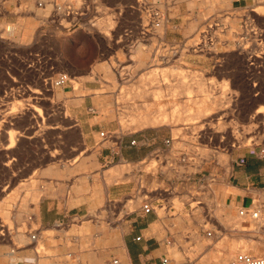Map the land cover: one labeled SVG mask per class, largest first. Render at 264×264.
Instances as JSON below:
<instances>
[{
	"label": "crops",
	"instance_id": "0c3cea01",
	"mask_svg": "<svg viewBox=\"0 0 264 264\" xmlns=\"http://www.w3.org/2000/svg\"><path fill=\"white\" fill-rule=\"evenodd\" d=\"M155 2L164 22L158 29L144 32L147 11ZM179 2L0 0V24L5 26L0 31L6 33L0 35V43L10 49L19 39L25 55L42 51L53 79L63 73L69 76L62 86L68 98V129L80 134L79 144L96 157L92 166H99L101 172L129 166L109 184L104 174L99 183H77L74 188L63 178L53 182L29 218L35 238L24 234L17 244L2 239L0 264H162L164 257L168 264H225L242 244H253V254L262 251L264 218L257 229L247 220L234 221L241 208L264 209L262 146L222 148L197 169L187 170L190 161L172 147L171 136L158 133L157 128L168 125L123 134L105 121L108 98L97 95L102 86L97 73L113 70V63L122 69L125 63L132 67L147 64L138 69L146 70L142 73L154 70L149 68L155 65L159 51L162 63L158 64L170 66L171 57L181 56L184 40L191 34L188 28H178ZM252 2L231 0L230 7L242 9ZM56 3L78 9L77 15L65 9L56 11ZM211 54L185 53L184 58L207 70L213 61V56H207ZM92 73H96L94 79ZM73 81L78 83L77 91ZM219 153L227 160H218ZM152 156L161 157L162 172L141 169ZM146 203L152 207L149 212L142 208ZM40 245L41 251L37 250Z\"/></svg>",
	"mask_w": 264,
	"mask_h": 264
},
{
	"label": "rangeland",
	"instance_id": "374dc122",
	"mask_svg": "<svg viewBox=\"0 0 264 264\" xmlns=\"http://www.w3.org/2000/svg\"><path fill=\"white\" fill-rule=\"evenodd\" d=\"M260 1L253 0L246 8L232 9L231 0H180V18L176 19L181 22L178 28L185 31L190 25L193 28L192 33L184 40L186 44L181 47V56L171 57L170 66L158 64L162 61V52L159 51L156 52L155 65L149 68H155L154 70L142 73L146 70L138 69L147 68V64L132 67L125 63L122 69L118 68L117 63H113V70L97 73V79L102 83L97 95L108 98L103 111L105 121L112 126V130L119 133L122 130L123 134L134 132L135 128H125L123 125L126 121L118 117L126 115L131 118L143 114L142 110H128L124 106L129 102L138 104L146 101L150 104L148 112L157 111L162 105L166 113L170 114L172 111L173 115L175 109L172 117H180L177 125L174 126V119L173 123L157 130L163 136L170 135L173 139L172 147L190 161L187 170L197 169L210 160V156L202 155L203 148L208 149L212 155L215 151L235 145L255 144L264 148V4ZM229 25L234 27L233 31ZM244 25L249 27L245 28ZM2 27L0 24V29ZM0 35L5 37L6 33L0 31ZM14 42L16 46L10 49L0 43V242L10 238L12 244H17L21 242L18 240V232L28 236L36 234L34 223L29 218L39 198L51 188L53 182L58 183L63 178V182L70 185V188H74L77 183H99L105 170L101 172L99 166H92L96 157L83 144H79L80 134L68 129L70 122L68 118L65 119L64 114L65 109L68 111V98L63 94L62 86L49 84L48 79H53V73L47 70L48 62L44 60L42 51L35 50L33 54L25 55L19 39ZM185 53H212L207 55L213 56L212 64H207V70L194 67L184 58ZM185 71L201 75L208 84L206 86L209 91H202L200 96H196L204 99V102L198 103L200 109L211 108L205 114L200 112V117L194 119L198 120L197 126L201 124L200 128H184L189 126L187 117L198 115H188L189 111H184V105L190 110L192 107L186 103L185 90H169L160 86L170 73L175 75L173 80L170 79L171 82H176L175 78L179 75L184 79ZM117 72L123 77L128 76L127 74H142L138 79H130L129 75L130 80L126 81L119 80ZM95 76L96 73L91 74V78L94 79ZM224 83L227 84L225 96L221 93ZM72 85L77 91L78 83L73 81ZM156 85L161 87L156 89L161 95L152 97L149 93ZM31 90H39L40 93L32 94ZM172 90L176 94L170 95ZM140 91L148 93L136 96ZM191 94L196 95L194 92ZM33 95L38 96V99L32 98ZM213 96L220 104H210L208 100ZM33 104L40 107V115L33 110ZM258 109L261 111L257 112ZM218 125L222 128L213 133V130L219 129ZM176 127L183 129L176 134ZM9 132L13 133L15 143L11 148L5 149L9 142ZM241 133L247 139L236 141L234 136ZM160 161L161 157L156 160L152 156L149 162L142 164L141 169L152 174L162 172ZM172 167H175V163ZM260 217L259 213L256 219ZM236 219L238 224L247 220L252 228H258V224H254L256 219L253 220L250 215L243 218L239 215ZM38 240L37 235V242ZM37 250H43L42 246H37ZM252 250L254 248L246 244L237 249L239 252L264 257V248L257 254H253L255 252ZM233 256L234 254L225 264Z\"/></svg>",
	"mask_w": 264,
	"mask_h": 264
},
{
	"label": "bare ground",
	"instance_id": "6f19581e",
	"mask_svg": "<svg viewBox=\"0 0 264 264\" xmlns=\"http://www.w3.org/2000/svg\"><path fill=\"white\" fill-rule=\"evenodd\" d=\"M262 4H264V0H261L260 1ZM57 4V3H56ZM195 24V23H194ZM248 25V24H247ZM195 26H196V24H195ZM250 26H251V24H250ZM5 27V26H4ZM3 27V28H4ZM229 27H230V30L231 31H233L234 30V27H232L231 25H229ZM244 27H245V25H244ZM247 27V26H246ZM245 27V28H246ZM249 27V26H248ZM247 27V28H248ZM192 28H193V25H190L189 26V28H188V31L190 32V33H192ZM7 29V28H6ZM196 29V28H195ZM11 30V29H10ZM10 30H9V32H10ZM244 30V29H243ZM16 31V30H15ZM247 32H248V30H247ZM244 33V32H243ZM249 33V32H248ZM4 36V35H3ZM250 37V36H249ZM248 37V38H249ZM252 37V36H251ZM4 38V37H3ZM205 42V41H204ZM204 46V45H203ZM259 57V56H258ZM263 59V58H262ZM142 60V59H141ZM256 60V59H255ZM103 67V66H102ZM104 69V68H103ZM104 71H106V73H107V70H104ZM105 73V74H106ZM180 73V72H179ZM185 75L183 76V78L185 79H187V80H184V79H181V75H179V76H176V78H175V81L176 82H171L170 81V79L171 80H173L174 79V76L172 75V73H170V75H168L167 76V79L165 80V81H162V85L164 86L163 88L164 89H169V90H171V89H174V88H178V90H185V97L187 98V100H186V103L187 104H191V110L189 109V108H186V105H184V111H189L188 112V115L190 114H198V115H195V116H190V117H187L186 118V120H188V124H189V126H185L184 128L186 129V128H192V129H195V127H201L200 125H196V123L198 122V120H194V119H198V117H200V114L201 113H203V114H205L206 113V111H208V110H210L211 108L210 107H207V108H205V109H200L199 108V104L198 103H200V102H204V99H201V98H198V97H196V96H200V93L202 92V91H204V92H206V91H209L208 90V86H206V85H208V84H206L205 82H204V80L202 79V77H201V75H198V74H196L195 72H187L186 73V71H185V73H184ZM116 75H117V78L118 79H122L120 76L122 75V74H120V73H116ZM183 75V74H182ZM107 76V75H106ZM131 76V75H130ZM110 77V76H109ZM108 77V78H109ZM131 78H133V76H131L130 77V79ZM161 78H162V76H161ZM164 78V77H163ZM130 79H128V81L130 80ZM162 80V79H161ZM227 84H228V82H227ZM226 83H224L222 86H221V93L223 92V96H225L226 95V93H225V90H226V87H225V85H227ZM153 85V84H152ZM161 89V87L160 86H158V85H156L155 87H154V89L152 90V92L151 93H149V94H151V96L153 97V96H158V95H161V92L160 91H158V90H156V89ZM228 88V87H227ZM30 89H32V88H30ZM146 89V88H145ZM191 89V90H190ZM180 90V91H181ZM31 92H32V94H37V93H40V91L38 90H31ZM191 92H194L196 95H194V94H191ZM220 92V91H219ZM148 93V92H147ZM147 93H146V91H140V94H139V92H137V95L136 96H140V95H143V94H146L147 95ZM217 93V92H216ZM174 94H176V93H174V91L172 90V91H170V95H174ZM221 95V96H222ZM38 96H36V95H33V97L32 98H35V99H38L37 98ZM153 101H156L154 98H153ZM207 101V100H206ZM208 101H210V104H216V105H218V104H220V101L218 100V99H216V97H210V100H208ZM138 102V101H137ZM142 102V101H141ZM222 102V101H221ZM174 103V102H173ZM222 104V103H221ZM148 105H150L149 103H147L146 101L145 102H142V103H130L129 102V104H127V106H125V107H128V108H130L131 110H142V111H144V113L143 114H141V115H134V116H131V118H127V119H124L123 117H121V119H123L124 121H126V123H125V125H123L125 128H135V129H139V128H144V127H149V126H157V125H169V123H173L174 122V119H176V121L174 122L175 124H174V126L175 125H177L178 124V120L180 119V117L179 116H176L175 118L174 117H172L173 115H174V112H175V109H173L174 111H173V115L171 114L172 113V111H171V113L169 114V113H166L164 110H163V108H162V105H160L159 107H158V110L157 111H153L152 113L151 112H148L149 110H148V108H149V106ZM123 106V105H122ZM32 108H33V110H35V111H37L38 112V115H40V107L37 105V104H33V106H32ZM177 109V108H176ZM203 110H204V112H203ZM257 112H260L261 110H256ZM68 111H66V109L64 110V114H65V116H66V118L65 119H70V115H69V113H67ZM201 112V113H200ZM179 113V112H178ZM258 114V113H257ZM256 114V115H257ZM260 115V114H259ZM261 118V117H260ZM264 118V117H263ZM258 119V118H257ZM203 120V119H202ZM208 120V119H207ZM260 120V119H259ZM263 120V119H262ZM71 121V120H70ZM209 121V120H208ZM261 122V121H260ZM122 123V122H121ZM253 126H254V123H253ZM252 126V127H253ZM218 128L219 129H215V131L213 130V133L214 132H217V131H219L220 130V128H222V127H220V125H218ZM175 129V133L177 134V132L180 130V129H183V128H174ZM249 129V128H248ZM251 129V128H250ZM241 130V129H240ZM250 131V130H249ZM195 132V131H194ZM235 134H237V133H235ZM217 135V134H216ZM215 135V136H216ZM234 135V134H233ZM7 136V135H6ZM250 136H251V134H250ZM253 136V135H252ZM261 136V135H260ZM178 137V136H177ZM176 137V138H177ZM8 138H9V142L6 144V146H5V149H8V148H11L12 146H13V143H15L14 141H13V139H14V137H13V133H11V132H9L8 133ZM252 137H250V139H251ZM254 138V137H253ZM234 139L236 140V141H239L240 142V140H244V139H247V137H245L244 136V134L243 133H241V135H235L234 136ZM252 140V139H251ZM249 142V141H248ZM201 152H202V155H206V156H210V157H213V155L210 153V151L208 150V149H205V148H203L202 150H201ZM201 152H200V154H201ZM14 154V153H13ZM11 158V157H10ZM217 158H218V160H220V161H226L227 160V156L226 155H223V154H218V156H217ZM15 161V160H14ZM124 169H126L124 166H114V167H112V168H110L107 172H105L104 174H105V179H106V183L107 184H109V183H111V182H113V181H115V180H118L119 178H120V176H121V174H122V172L124 171ZM123 176H124V174H123ZM122 177V176H121ZM30 183V182H29ZM25 185V184H24ZM21 186H19V188H20ZM12 196H14V195H12ZM7 198V197H6ZM8 200V199H7ZM3 201V200H2ZM4 201H5V199H4ZM5 203V202H4ZM4 203H2V204H4ZM7 203H9V202H7ZM9 205V204H8ZM28 205V204H27ZM1 206V205H0ZM7 206V205H6ZM5 206V207H6ZM24 208V207H23ZM4 209V208H3ZM264 210V209H263ZM263 210H258V213H259V211H260V214H261V217L259 218V219H256L257 217H255V218H253V220L254 219H256V220H254V224H259V222H261L262 220H263V216H264V211ZM4 212H6V211H4ZM7 213V212H6ZM259 214H257V216H258ZM246 216H248V215H246ZM242 218H243V216H241ZM245 217V216H244ZM251 217V216H250ZM234 221H236V222H238V220H234ZM233 221V222H234ZM264 221V220H263ZM236 222H234V224L236 223ZM230 223V222H229ZM263 223V222H262ZM261 224V223H260ZM259 224V225H260ZM236 225H237V223H236ZM258 226V225H257ZM1 227V226H0ZM2 229V228H1ZM17 235V234H16ZM23 238H24V235L22 234V233H19L18 232V240L19 241H22L23 240ZM25 240V239H24ZM17 241V240H16ZM254 243V242H253ZM253 245V244H252ZM251 245V246H252ZM254 248V247H253ZM241 252H245V251H241ZM251 254V253H250Z\"/></svg>",
	"mask_w": 264,
	"mask_h": 264
},
{
	"label": "built area",
	"instance_id": "2783aa9c",
	"mask_svg": "<svg viewBox=\"0 0 264 264\" xmlns=\"http://www.w3.org/2000/svg\"><path fill=\"white\" fill-rule=\"evenodd\" d=\"M156 2L154 4H152L147 11V13H148L147 24L144 25L143 29H142V31H144V32H147L148 30H156L159 27H161V25L164 22V18H165L164 14L161 11V9L156 5L157 4ZM63 9L67 10V13H69V14L77 15L76 11L78 9L72 8L71 6L64 8L58 4H55V10L56 11H60ZM68 78H69V76L67 74L63 73V74L58 75L54 79L49 78L48 82L50 85L60 87V86L65 85L68 82ZM103 134L104 133L102 132L101 135H103ZM166 143H169V140H167ZM262 151L264 152V149ZM142 208L145 212H149L152 209V207L150 206L149 203L144 204L142 206ZM238 214L243 216V217L246 215H250L251 217L255 218V217H257L258 209L253 210V208H241V209H239ZM31 237L34 239L35 234H32ZM114 262H116V261H114ZM161 263L162 264H168V258H166V257L162 258ZM227 264H264V257L252 255L248 252H237L235 254V256L233 257V259L231 261H229Z\"/></svg>",
	"mask_w": 264,
	"mask_h": 264
}]
</instances>
